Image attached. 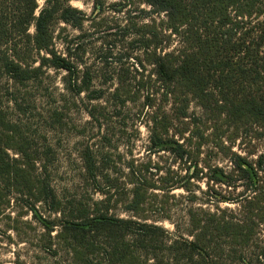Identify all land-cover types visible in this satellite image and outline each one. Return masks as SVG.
<instances>
[{"label":"trees","instance_id":"1","mask_svg":"<svg viewBox=\"0 0 264 264\" xmlns=\"http://www.w3.org/2000/svg\"><path fill=\"white\" fill-rule=\"evenodd\" d=\"M127 4L137 6L138 10L142 6L147 9L141 8L137 17L141 21L131 18L123 31L129 35H133L130 30L136 31L137 38L131 42L136 48L130 46L137 54L133 63L130 53L118 54L117 61L129 67L123 65L117 76L118 86L109 94L110 98L126 106L135 102L134 94H140L144 106L151 109L148 121L151 151L170 152L176 159L193 165L194 172L186 181L174 175L175 178L166 180V186L150 184L140 176L131 189L126 209L133 213L144 211L141 206L148 199V190L171 192L183 188L191 206L186 211L188 231L178 234L173 245L168 246L175 264H228L225 254L232 257L239 254L237 262L247 264L239 252L244 249L259 250L256 262L264 264V248L258 239L264 228V152L258 154L253 150L242 156L223 143L226 137L233 144L231 139L241 130L252 132L256 139L264 138V0H127ZM37 10L38 0H0V75L16 84H25L42 76L47 69L63 70L69 75V88L78 94L88 91L92 77L88 68L82 72L79 69L73 41H65L64 53H59L54 44L56 25L62 23L82 31L88 20L86 14L72 7L70 0H46V6L38 14ZM172 40L176 45L171 48ZM148 67L151 70L146 76ZM131 81L140 87L135 93L130 89ZM103 96V91L93 92L94 100ZM192 102L201 108L200 116L190 114ZM202 120L208 124L204 130H212L214 147L229 160L228 170L208 164L201 168L198 153L190 152L193 139H205V132L197 128ZM174 122L182 128L173 132ZM0 128L4 137L12 139L6 133L15 134L14 128L1 114ZM188 133L190 136L186 138ZM1 147L2 138L0 174L18 176L20 183L24 181L22 191L34 196L35 178L31 170L22 168L32 163V156L19 149L16 153L23 161L10 159ZM83 161L84 177L96 184H100V177L108 189L100 190L104 200L72 209L71 219L60 224V233H64L61 236L77 243L79 251L94 249L95 242L89 236H118L108 250L109 263L139 264L142 260L139 251L145 254L149 248H156V243L165 240L169 232L154 222H145L148 218L109 216L110 194L117 186L110 174H98L97 162L90 151L84 154ZM200 180L208 185L203 195L212 210L194 206L200 200L194 181ZM39 185L35 202H44L50 211L63 213L62 202L47 178ZM220 204H234L238 210L222 208ZM165 218L169 220L170 216ZM40 220L49 234L59 226ZM73 251L82 261L81 253Z\"/></svg>","mask_w":264,"mask_h":264},{"label":"rangeland","instance_id":"2","mask_svg":"<svg viewBox=\"0 0 264 264\" xmlns=\"http://www.w3.org/2000/svg\"><path fill=\"white\" fill-rule=\"evenodd\" d=\"M70 4L82 10L88 20L82 31L62 23L56 25L54 44L59 53H64L67 48L65 41H73L72 48L76 50L79 69L82 72L88 68L92 77L90 89L78 94L75 89L69 88V75L63 70L47 69L42 76L25 84H16L7 76L0 75V114L15 132L6 133L12 137L9 139L4 137L0 128L1 148L10 159L20 161H23L22 157L16 151L21 149L28 152L33 158L32 163L22 168L27 172L31 170L35 178L34 196H29L25 190L22 191L24 181L20 183L16 179L18 176L0 174V263L110 264L107 253L111 244L119 239L118 236H89L95 242L94 249L79 251L77 243L64 240L61 236L64 233H60V224L71 219L69 214L72 209L105 198L100 190H107L108 186L101 182V178L100 184H96L84 177V154L90 151L97 162L98 174H110L117 186L111 191L107 214L118 219L148 218L145 222H154L169 232L165 240L156 243V248H149L145 254L139 251L142 259L139 264H175L168 246L173 245L172 241L178 234L188 231L186 211L191 206L188 193L183 188L171 192L151 189L148 190L146 203L141 206L144 211L133 213L126 206L131 199V189L136 186L140 176L150 184L166 186V180L175 176L186 181L193 174L194 167L176 159L170 152L151 151V123L148 122L151 109L144 106L140 94H134L139 87L134 81H131L130 89L134 91L135 102L121 106L109 95L118 86L117 76L124 65L117 61L118 54L130 53L128 56L132 57V63L137 54L134 51L136 45L131 44L137 38L136 31H129L133 32L132 36L123 31L130 25L131 18L136 17L135 22L141 21L137 18L140 16L139 10L147 7L142 6L138 10L137 6L128 5L127 0H70ZM45 6L46 0H38L36 14ZM33 33L34 29L31 28L30 34ZM169 44L171 48L176 45L173 40ZM109 52L111 55H108ZM130 69V78H133L134 73ZM150 70L151 67H148L146 76ZM95 91L104 92L101 100L93 99ZM189 112L197 116L202 114L196 102H192ZM180 125L174 122L172 131L182 128ZM206 126L205 120L199 122L197 128L205 132V139H193L189 150L192 154L198 153L201 168L208 164L228 170L230 162L224 157V152L214 147L216 141L211 137L212 130L205 131ZM189 136V133L186 134V138ZM175 139L184 142L180 137ZM231 140L233 144L225 137L224 147L231 146L232 152L242 156H247L253 150L258 154L264 152V138L256 139L250 131L241 130ZM45 178L62 202L63 213L50 211L44 202H35L39 182ZM194 184L195 194L200 199L194 204L195 208L212 210L213 206H208L204 201L203 192L208 190L205 180L194 181ZM31 205H34L33 208ZM220 206L238 210L234 204ZM166 216H170V219ZM40 218L59 226L49 234ZM262 230L258 239L264 248ZM74 248L81 253L82 261L73 251ZM239 252L243 253L247 264H258L256 257L259 250L252 252L251 249H244ZM223 256L228 264H243L235 259L239 254L235 257L228 254Z\"/></svg>","mask_w":264,"mask_h":264}]
</instances>
